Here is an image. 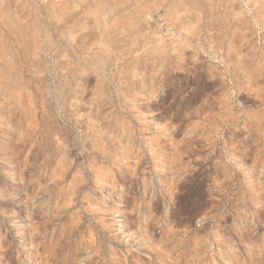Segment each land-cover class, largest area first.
I'll list each match as a JSON object with an SVG mask.
<instances>
[{"label":"rangeland","instance_id":"1","mask_svg":"<svg viewBox=\"0 0 264 264\" xmlns=\"http://www.w3.org/2000/svg\"><path fill=\"white\" fill-rule=\"evenodd\" d=\"M0 264H264V0H0Z\"/></svg>","mask_w":264,"mask_h":264}]
</instances>
